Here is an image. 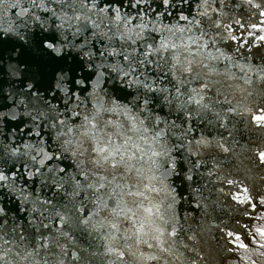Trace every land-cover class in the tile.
Returning a JSON list of instances; mask_svg holds the SVG:
<instances>
[{
    "label": "clouds",
    "instance_id": "1",
    "mask_svg": "<svg viewBox=\"0 0 264 264\" xmlns=\"http://www.w3.org/2000/svg\"><path fill=\"white\" fill-rule=\"evenodd\" d=\"M245 3L250 11L264 9V0H245ZM198 8H204L202 14H207L208 8L203 2ZM67 9H72L71 14ZM112 11L114 15H109L106 7H97L96 0H0V40L23 44L34 53L43 49L56 58H64L62 66L47 69L42 75L36 65L9 58V55L17 57L20 51L17 46L0 59V68L15 62L16 75L20 77L18 84L28 82L27 89H37L29 100L33 105L32 119L48 121L46 127L53 134L55 148L83 178V183L81 180L74 181L75 191L71 195L75 196L80 191L89 193L86 201L92 206V211L78 223L92 229L89 235L98 244L103 243L104 252L108 254L106 264H148L149 261L153 264H208L212 258L206 248L201 252L199 230L195 225L185 227L179 223L174 211L178 196L165 183L172 175L175 164L170 163L171 148L162 142L164 128L159 127L161 117L148 108L151 102L148 98L140 94L130 96L125 85L130 82L147 92L167 93L168 87L161 86L165 77L159 76L163 72L175 81L177 109H186L193 102L200 106L207 97L202 108L213 111L215 115L250 114L256 107H264V65L252 66L251 57H245L238 50L231 54L222 52L215 46L216 41L211 34H197L199 21L196 18L189 20L181 15L180 19L188 21L187 24L175 21L169 24L161 23L159 15L150 19L140 13L134 18L124 15L119 9ZM38 12L49 15L43 16ZM52 17H56L57 24L50 22ZM89 27L92 31L85 35ZM37 36L40 37L39 47ZM78 37H83L80 43L75 42ZM93 39L98 44L104 42L98 54L92 49ZM209 41L212 48L207 47ZM150 55L153 59H149ZM237 55L239 60L235 59ZM259 58L264 61V53ZM225 60L228 61L227 68L221 72L215 64ZM74 62L76 67L73 71ZM145 65H150L157 72V78L149 77L141 70L139 76L144 79H134L133 72ZM233 67L244 70V75L237 76L231 72ZM192 80H202L203 83L199 88L189 86L182 92L181 88L190 85ZM86 81L90 87L85 84ZM5 85L17 86L7 77L0 79V107L8 106L3 94ZM49 90L52 95L46 100L44 95ZM203 90L207 91L200 95ZM213 91L215 95L208 94ZM61 97L65 105L63 108L50 102ZM163 99L172 103L168 95ZM23 104L25 99L21 92L16 106ZM205 105L208 107L205 108ZM12 113L15 119V108ZM4 114L0 113V116ZM24 114L28 115L29 111ZM77 116L79 121L72 123ZM11 144L10 140L3 145L0 168L11 169L13 163H19L21 146L12 147ZM26 145L33 146L25 144L24 149H29ZM13 149L17 151L14 153ZM23 155L27 158L28 169L34 172L32 169L37 164H33V155L28 151H24ZM165 164L169 167L165 168ZM49 171L55 175L53 170ZM232 180L237 184L236 179ZM53 183L54 192L63 191L61 183ZM57 184H60L59 188ZM8 186L11 189L9 195L18 191L10 184ZM247 190L249 192V188ZM183 191L181 181L180 192ZM252 197H257L259 203L264 204V188L253 189ZM35 210L33 205L30 214ZM72 211L75 215L77 211L82 212V208L77 209L74 205ZM93 214L96 219H93ZM242 214L248 216L247 211ZM0 216H6L3 207H0ZM124 220L130 222L126 228L122 227ZM259 221L252 226L253 231L247 233L252 237V247L236 235L235 240L221 245V255L215 259V264H220L221 260L223 264H264V236L255 231L264 228V214L260 215ZM31 224L37 227L34 242L25 232L17 231L18 224L13 225L10 234L5 232L0 235V264H83L79 250H72L69 257L65 245L53 237L40 236V225L35 220ZM6 225L5 219L0 227ZM229 232L232 235H227ZM227 233V237L234 235L233 231ZM60 235L71 240L68 232L62 231ZM5 236L9 238L5 239ZM236 243L238 248L229 247ZM241 244L246 247H241ZM50 245H55L58 251L52 253ZM84 251L87 252V249Z\"/></svg>",
    "mask_w": 264,
    "mask_h": 264
},
{
    "label": "water",
    "instance_id": "2",
    "mask_svg": "<svg viewBox=\"0 0 264 264\" xmlns=\"http://www.w3.org/2000/svg\"><path fill=\"white\" fill-rule=\"evenodd\" d=\"M86 2H90V0H86ZM202 2L205 8H208L206 15L202 14L204 8H198ZM96 6L106 7L109 15H114L113 9H119L124 15H132L134 18L140 13L148 15L150 19L159 15L161 23L169 24L173 21L187 24L188 21L180 19L181 15L187 16L189 20L196 18L199 21L197 34H211L216 41L215 46L219 47L222 52L231 54L234 50H238L245 57H251L252 66L264 65V61L259 58L260 54L264 53V40L259 39L260 36H264V15L261 14L264 9L250 11L245 0H169L168 4H164V0H145L143 3L138 0H96ZM53 7L55 8L56 5ZM67 11L71 14L72 9H67ZM38 14L49 15L47 12H38ZM50 22L53 25L58 23L56 17H52ZM135 22L134 19L133 23ZM91 31L92 29L89 27L85 35L90 34ZM68 35L71 38V33ZM152 35L159 38L155 33ZM204 38L207 39L208 36L205 35ZM82 39L83 37H78L75 42L80 43ZM39 41L40 37L37 36L38 47ZM103 43L100 41L98 44L93 39L91 41L93 51L98 54L100 45ZM17 46L20 48L17 57L13 58L9 55V58L17 59L28 65H36L42 75L47 69L64 64V58H56L43 49L39 53H34L23 44L8 40H0V59H3L9 50H14ZM207 47H213L211 41ZM149 59H153V57L150 55ZM235 59L239 60L240 56L237 55ZM227 65V60L217 61L215 64L221 72L227 68ZM75 67L74 62L73 71ZM141 70L147 76L157 78V72L150 65H145L143 69L133 72L134 79H144L139 76ZM16 71L15 62L7 63L0 68V79L7 77L17 84L16 87L5 85L3 92L8 106L0 107V113H5L0 116V156L3 155V145H7L10 140L12 147L21 146V153L18 156L19 163H13L11 171L0 168L9 177L7 182H0V207H3L6 213V216H0V225L4 224L5 219L7 220V225L0 227V235L5 232L10 234L13 225L18 224L17 231L25 232L34 242L37 236V227L31 222L35 220L40 225L39 235L53 237L58 243L65 245L69 257H71L72 250H79L83 264H106L108 254L104 252L103 243L98 244L97 240L89 235V232L93 231L92 229H86L78 223L79 219L87 217L92 211V206L86 201V196L89 193L80 191L75 196L71 195L75 191L74 181L81 180L83 183V178L76 172L75 166L70 161L64 160L55 148L53 134L46 127L48 121L43 118L32 119L33 105L29 103V100L32 93L37 92V89L35 87L27 89L28 82L22 85L18 84L20 77L16 75ZM230 71L236 73L237 76L244 75V70L235 67ZM159 76L165 77L161 81V86L168 87L167 93L147 92L141 86L131 85L130 82L125 87L130 96L140 94L148 98L151 101L148 108L154 115L161 117L159 127L164 128L162 142L171 148L170 163L175 164L172 175L165 180V183L174 189L178 196V203L174 205L175 214L181 225L196 226L201 235V252L206 248L208 256L212 258L208 264H215V259L221 255V245L228 240H235L237 234L241 236L243 242L250 247L253 246L251 244L252 237L247 236V233L253 231L252 226L260 222L259 217L264 214V204H260L257 197H252L250 201L240 205L233 201L231 195L227 193L249 188L251 195L253 189L264 188V164H260L255 155L257 151L264 150V127L255 125L251 121L250 114L229 113L227 116L222 115L220 119H217L213 111L202 108V104L207 102V97L200 106L193 102L188 104L186 109L183 107L177 109L173 87L175 81L171 75L163 72L159 73ZM106 83L107 81H105ZM200 83L203 81L192 80L190 85L183 86L181 91H186L189 86L199 88ZM85 84L90 87L88 81ZM40 91L42 92V90ZM204 91L207 90L201 91L200 95H203ZM21 92L24 93L25 104L17 107L16 101L21 98ZM208 94L215 95V92ZM51 95V90H49L44 95V99L48 100ZM165 95H168L172 100L171 104L164 101ZM197 98L199 99V97ZM50 102L57 104L60 108L65 107L62 97L60 100ZM13 108L16 110L15 119H13ZM261 109L264 107H256L253 112L259 113ZM26 111H29L28 115L24 114ZM195 112L199 114L193 115L192 113ZM79 119V116L73 118L72 123H76ZM17 121L20 122L17 123ZM5 124L8 126L5 127ZM165 125L168 126L165 127ZM173 125L176 126L173 127ZM202 137L212 142L209 147L197 144V141ZM217 141L224 143L230 151L228 153L219 151L216 147ZM29 143L33 145V149L39 145L50 154L45 166L38 164L35 166L40 169V174L31 177L25 174L24 164L27 158L23 155L24 151L30 152L31 155L36 154L33 149L23 148V145ZM193 152L196 155H193ZM198 160L201 163L197 167ZM214 164H218L219 167L214 168ZM164 167H169V164H165ZM35 168L32 171L35 172ZM49 169L53 170L55 175ZM209 171L213 172L212 176L208 175ZM189 176L191 180L188 179ZM217 176L236 179L237 184L235 186L228 185L217 179ZM177 177L180 178L177 179ZM53 181L61 183L63 191L54 192L55 183ZM181 181L184 188L182 193L180 192ZM9 184L14 185L18 191L9 195L11 192ZM221 188H223V192L219 191ZM25 195L28 199H24ZM44 201L51 203L45 204ZM33 205L36 210L30 214L29 210L33 208ZM74 205L77 209L82 208V212L77 211L74 215L72 211ZM252 205L256 207H252ZM57 211L66 215L65 221H61L53 215ZM244 211L248 212V216L242 214ZM102 214L106 215V213ZM96 218L93 214V219ZM44 224L48 225L47 229L43 227ZM129 224V221H122L123 228L128 227ZM62 231L68 232L71 240L61 236L60 232ZM228 231H233L234 235L227 237ZM4 238L8 239L9 236ZM258 246L255 245V247ZM49 247L52 253L58 251L55 245ZM229 247L238 248V243L229 245ZM84 249H87V252ZM91 253L100 255L93 256ZM191 255H195V253H191ZM148 264H153V262L149 261ZM220 264H223V260L220 261Z\"/></svg>",
    "mask_w": 264,
    "mask_h": 264
},
{
    "label": "snow or ice",
    "instance_id": "3",
    "mask_svg": "<svg viewBox=\"0 0 264 264\" xmlns=\"http://www.w3.org/2000/svg\"><path fill=\"white\" fill-rule=\"evenodd\" d=\"M164 4H168V0H164ZM262 15H264V13H261ZM253 27H256V25H253ZM232 39H235V37H232ZM260 40H264V36H260L259 37ZM205 108H207L208 106L205 105L204 106ZM228 111H233V109H228ZM216 117L217 119H220L221 116L219 115V113L216 114ZM250 118H251V121L259 126V127H264V109H261L259 113H254L253 111L250 112ZM223 126V125H221ZM211 141L205 139V138H200L198 141H197V144L198 145H202L204 147H209L211 145ZM26 147H29L26 145ZM216 147L218 148L219 151L223 152V153H228L230 151L229 147H226L224 143H221L219 141H217L216 143ZM29 149H33V146L32 147H29ZM35 151V155H33L31 157L32 161H33V164L36 165V164H39L41 166H45V162L47 160H49V157H50V154L47 153L46 151L43 150V148H41L39 145H37L34 149ZM17 150L16 149H13V152L15 153ZM193 155H196L195 152H193ZM256 157L258 158V161L259 163L261 164H264V150H260V151H257L255 153ZM201 163V161H197L196 162V166L198 167L199 164ZM219 165L218 164H214V168H218ZM24 168H25V174L29 177H31L32 175H38L39 172H40V169L37 168L35 172H30V170L28 169V165L27 163L24 164ZM8 171H11V169H8ZM209 176H212L213 175V172L212 171H209L208 173ZM13 176H15V173H13ZM189 179H191V177H188ZM9 179V177L5 174L4 171H0V182H7ZM217 179H220L222 180L224 183L228 184V185H231V186H235L236 184L234 183V181L232 179H227V178H224L222 176H217ZM57 188L60 187V184H57L56 185ZM12 188L15 189V186L12 185ZM220 192H223V188L219 189ZM228 195H231V199L233 201H235L237 204H240V205H243L245 204L246 201H250L252 198H251V195L249 194L247 188H244L243 191H236L234 193L232 192H229L227 193ZM24 198L26 199L27 197L24 196ZM264 202V201H262ZM45 204H50L51 202L50 201H44ZM54 216L58 217L61 221L62 220H66V216L65 215H62L60 212H55L53 214ZM43 227L45 229L48 228V225L47 224H44ZM255 231L257 233H259L260 235L264 236V228H257L255 229ZM227 235H232L231 232L227 233ZM238 235V234H237ZM45 240H47V238L45 237L44 238ZM241 247H246V245L244 244H241Z\"/></svg>",
    "mask_w": 264,
    "mask_h": 264
}]
</instances>
